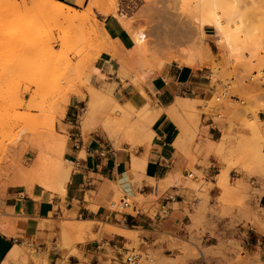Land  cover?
<instances>
[{
    "label": "rangeland",
    "instance_id": "374dc122",
    "mask_svg": "<svg viewBox=\"0 0 264 264\" xmlns=\"http://www.w3.org/2000/svg\"><path fill=\"white\" fill-rule=\"evenodd\" d=\"M19 1L25 2L26 0ZM100 1L104 8L101 6L99 10H93L92 12L89 11L88 6H84L83 2L78 4L77 12L83 16L87 15L86 18H88V23L87 21L85 22L87 29L85 30V27V31L82 29V31L78 30L81 33L83 32L80 34L82 35L81 39L78 37L75 40L74 38L72 39L73 41H76V39L77 41L79 39L82 40H79L80 42L76 41L77 44L75 42L80 47H76V45L73 47V45H67L66 43L63 45V43L54 40V42L52 41L53 43L51 42L52 47L49 46L50 48L45 47L44 49L41 45L43 49L35 50L36 52H32L30 49L32 54L25 55L20 52V49H23V53L25 52L24 48H22L25 42L32 39L33 36L39 38L40 41L43 39L42 41L44 42L50 35V27L41 25L31 35L22 36V39H20L22 40V45L20 41L19 45L18 43L16 44L18 49H20L13 51V49L17 48L16 45L14 44L15 47H13V45L6 43V40L3 42L2 39H4L3 36L6 37L7 33L13 32L15 27L10 24L4 25L0 23V188L2 191L13 185L29 188L36 185L48 192L51 198L57 195L55 193L60 190L55 179L56 164L64 158L71 160L67 153L71 143L78 136H82L86 140L89 134L99 131L102 133V141H104L106 151L118 153L123 151L124 146H130L126 152L130 162V158L132 160L136 156L135 151L139 144L125 139L123 135L117 141L110 139L103 131V125L96 123L103 120L104 114L102 111H99L98 113L100 114H96L94 118H97L92 121V132H89V130L82 133L81 122L87 109L89 89L91 86L95 88L110 86L112 88V96L121 104L139 96L140 91H142L152 103L149 94L146 92V83L149 79L145 80L144 83L142 79L147 70L152 69L155 66V62L162 58L164 53L169 52L170 49L173 51L186 50L194 43L193 40L196 39L195 32L192 30L193 26L190 25L192 22L190 21H192L191 17L196 8L195 2L197 0H193L194 2L192 0ZM102 10H105L106 13L103 12L105 15ZM249 13L251 15L252 12ZM110 17L118 21V25H115V27L120 32L117 35L105 23V20ZM253 18L250 20L252 21ZM123 20H127L132 27L134 26V33L144 32L151 41L147 54L142 59L139 58L128 70L131 78L139 80L140 88L133 86L131 79L120 77L117 73L119 69L118 61L106 55V51L101 52L99 50L105 49L101 47V44L108 37L112 40L110 41L112 44H110L109 40L107 43L105 42L107 44L106 49H112V46L115 45L113 42L118 44L116 46H119L118 49L114 46L116 47L115 49L122 53L125 51V55H128V52L134 49V41L131 39L133 34L131 35L125 26L123 27L124 24L121 22ZM66 26H68L69 30L72 29L73 33L77 31L76 25L65 24L63 28ZM85 32L89 35L91 34L95 39L92 36H89L90 38L92 37V41L90 38L87 39L88 34L86 35ZM166 33H168L170 39H182L178 43H173L171 47L161 45L160 43L164 40ZM105 36L108 37L105 38ZM206 38L210 52L201 50L203 54L201 51L200 54L198 53L200 56L196 54L198 56L193 59L197 63L195 61L191 69L204 76L203 82L205 85L202 87L207 97L195 102L196 109L197 106L199 109L195 111L197 114L194 112V116L192 115L191 117L189 113L192 114V112L183 111L180 117L187 125V144L195 146L199 153L206 147L215 148V143L208 135V128L203 127V116H206L207 119L212 118L216 122L229 119L232 130H237V134L224 137L219 142V145L216 146V153L226 166L225 170H229L228 187L225 191L220 189L221 195L215 199L214 232L210 233L204 224L199 223L195 228L196 232H198L197 236L192 237L190 240L178 237L168 238V241L172 243L171 249L174 254L166 255L163 251L153 250L144 252L140 250L141 241L138 239L137 234H135L136 237L134 239H129L130 243L127 248L131 252L134 251L135 254L141 255L140 264H264V233L259 227L251 223L255 215L264 216V206L261 205V199L264 197V79L260 78L259 72L262 71L264 62H262L263 64H261V61L260 63L259 61L254 62L253 58H250L253 64L250 63L249 58H247L248 63L245 59L246 65H244V62L242 64L241 60L238 62L236 60H233L234 62L229 61L225 57L224 47L222 45L219 46L220 43L212 30L207 29ZM96 39L98 42H96ZM100 39L104 41L102 42ZM90 42L100 45L95 46L92 43L90 44ZM102 46H105V44ZM41 47L39 46V48ZM91 53L93 57L92 55L90 57ZM263 53L264 46L259 58L261 56L264 58ZM242 60L244 61V59ZM247 64H252L250 69ZM256 65L260 66L259 70ZM170 66L180 67L177 62L172 61L167 63L163 72L159 75H163ZM95 69H98L99 72L93 74ZM256 73L257 76L255 77ZM72 90L79 91L80 96H72L71 98H78L83 103L80 105L76 115H66L68 106H65L64 99L68 97V94L72 93ZM185 98H192V95L187 94ZM138 121L137 118H132L133 124L142 127ZM94 122L96 124L95 127ZM259 123L261 124L259 125ZM260 134L262 135L260 136ZM53 139L66 140V147L60 150V152L62 151L61 153L59 150H57L58 153L52 150L54 144L50 143H52ZM212 143L214 144L212 145ZM242 150L243 152H241ZM55 156L59 157L56 158ZM85 157L86 153L85 149H83L79 159H85ZM110 157L115 159L114 155L110 154ZM258 164L259 167H257ZM33 169L39 170L36 177L30 174ZM73 170L74 164L70 166L71 174ZM232 171L242 174L243 178L239 180L232 179L230 177ZM192 172L194 176L191 181L196 180L197 185L195 187L201 192H205L211 187L205 177L194 170ZM258 172L260 173L258 174ZM25 173L30 176H26ZM144 176L145 172L143 170L135 173L132 179L133 185L138 184L140 186ZM25 177L30 179H25ZM109 178L113 180L111 176ZM252 180L255 181L253 185L251 184ZM108 194L110 196L107 204L109 210L134 215V210L142 206L143 197L120 192L117 196L118 203L123 200L129 204V208H124L123 204H120V208L113 193ZM201 197L202 195L199 196V198ZM261 218L264 219V217ZM9 221L13 220L5 217L0 209L1 232L5 233L8 229L12 231L15 228V225H10ZM76 221L75 216L66 213L62 219V226L73 224ZM203 221L205 222L206 220ZM93 224L94 227L102 229V225H98L95 222L87 223L89 226ZM94 230L95 228L84 239L79 238V236H73L72 246L79 242L85 243L90 239H99L100 234L94 235ZM208 233L215 241L208 243V245H203L202 239ZM57 248L60 250L65 248V246L60 243ZM28 255L31 256L30 258L33 261L41 258V254H37L34 250Z\"/></svg>",
    "mask_w": 264,
    "mask_h": 264
},
{
    "label": "crops",
    "instance_id": "0c3cea01",
    "mask_svg": "<svg viewBox=\"0 0 264 264\" xmlns=\"http://www.w3.org/2000/svg\"><path fill=\"white\" fill-rule=\"evenodd\" d=\"M54 1L76 10L79 8L78 0ZM89 2L85 0L84 6L87 7ZM105 23L116 35L119 34L115 27L118 25L116 19L110 17ZM165 66L146 83L152 106L165 112L162 111L151 126V142L138 146L136 156L132 160L130 158V162L126 154L130 148L128 145L118 153L106 151L100 155L104 141L99 131L89 134L86 140L78 136L71 143L67 155L71 157L74 170L70 181L65 184V192L57 191V195L51 198L48 192L36 185L30 188L13 185L5 191L0 188V209L5 217L13 220L9 221L10 225H15L12 231H0V264H125L124 260L131 252L127 245L129 239L136 237L135 234L141 241L140 250L163 251L172 255L174 251L168 238L190 240L197 236L195 228L199 223L204 224L210 233L214 232L215 199L223 190L219 186L220 176L227 171L229 177V170H225L226 166L216 153V146L224 137L237 134V130H232L229 119L216 122L203 116V127L208 128L215 148L206 147L199 153L195 146H189L187 125L181 120L182 115H167L166 110L178 97L185 98L187 94L192 95L187 99L195 102L203 97L205 99L207 96L202 87L205 85L204 76L178 66H170L163 75H159ZM131 100L141 107L147 99L140 94L122 105ZM195 102L196 111L198 106L196 109ZM82 103L78 98H71L66 115H76ZM83 149L86 157L80 160ZM135 158L138 163H144L142 169L134 167ZM140 170L145 172V176L140 186L133 185V175ZM193 170L211 184L205 192L195 187L196 180L191 181ZM230 177L239 180L243 175L232 171ZM120 192L143 197L142 206L136 209L134 215L107 208L110 200L108 193H113L117 201ZM120 204L123 203L117 201L119 207ZM261 205L264 206V197ZM66 213L75 216L76 222H95L102 225V229L93 224L83 232L75 230L65 237L62 219ZM93 228L94 235L100 234L99 239L72 246L73 236L84 239ZM123 231L131 233L125 236L121 233ZM214 241L208 233L203 237L202 244ZM60 243L65 248L59 250L57 245ZM16 247L19 249L18 256L9 258ZM32 250L41 254V258L33 261L28 255Z\"/></svg>",
    "mask_w": 264,
    "mask_h": 264
},
{
    "label": "bare ground",
    "instance_id": "6f19581e",
    "mask_svg": "<svg viewBox=\"0 0 264 264\" xmlns=\"http://www.w3.org/2000/svg\"><path fill=\"white\" fill-rule=\"evenodd\" d=\"M83 1L84 0H78L77 3L81 4ZM101 6L103 7L102 2L100 0H91L89 5H88V9L90 12H92L93 10H99L101 8ZM195 7L196 8H195L194 12L192 13L193 16L191 17L192 21H190V22H192V23H190V25L193 26L192 30H194V32H195L194 35H196V39L193 40L194 43L192 45L190 44L191 46L186 50L185 49L184 50L178 49L179 51H173L170 49L169 52L164 53V56L155 62V66L153 65L154 67L152 69L150 68L147 70V72L145 73V75L142 78L144 80L143 83L145 82V80L152 78L157 73H160L161 70L163 69V67L165 66V64L170 63L172 61L177 62L180 65V67H182V68L185 67V68L191 69V67L193 66V64L196 61V60L194 61V59H193L196 56V54H198V53L200 54L201 50H205L206 52L209 51L207 38H206L207 29L212 30L213 34L216 35V38H217L218 42L220 43L219 46L222 45L224 47L223 49H225V57L227 58V60L232 61V62H234L233 60H236L237 62L239 60H241L240 62L242 64L244 62V65H246L245 59L247 62V58H249V60H250V58L251 59L253 58L254 62L259 61V63H260V61H261V64H263L262 62H264L263 61L264 58H262V56H261L260 58H262V59H260L259 55H260L261 50L263 49V46H264V0H197V2H195ZM103 12L106 13L105 10L104 11L102 10V13ZM249 12H252L251 15ZM108 14H106V15H108ZM86 17H87V15L86 16L85 15L83 16L82 14L80 15V13H78L77 10L73 9L72 7H70L64 3L54 1V0H26L25 2H20L19 0H0V23H2L4 25L10 24V25H13L15 27V30L13 32L7 33L6 37L3 36V38H4V39H2L3 42H4V40H6V43L11 44V46L13 45V47H15L14 44L16 45L18 43V45H19L20 44L19 41L20 42L22 41V40H20V39H22V36L31 35L41 25H48L50 27V35L51 36L49 35V37H50V38L48 37L49 40L46 39L43 42L42 41L43 39H41V41H40L39 38L33 36L32 39L25 42V45L22 46V48H24V50H25L24 53L22 51L23 49L19 48L20 52L22 54H25V55H31L32 52H34L35 50L37 51L38 49L39 50L43 49L41 47V45L44 47V49H45V47L50 48L49 46H51V44L54 42V40L63 43V45H65L64 43H66L67 45L71 44V46L73 45V47H75L77 42L82 41V40H80L82 37V35H80V34H82L83 32L81 33L80 31L84 30V28L86 27L85 22L88 20V18H86ZM251 18H253L252 21L250 20ZM256 19H258V21H256ZM255 21H256V24H255ZM121 22H123V24H124V25L122 24L123 27L125 26V28L131 33V35L133 34V38H131V39L134 41V49H132L130 52H128V55L127 54L125 55V53H124L125 51L122 53V52H119L116 50V49H118L119 46H116L118 44H116L114 42H113V44H115L114 46H116L117 48L112 46L114 49L113 48L112 49H110V48L106 49L107 41L108 40H109V42L112 41L108 36H105V38H107V37L109 38V39L107 38V40H105L106 43L103 42L104 40L102 41L100 39L103 42L101 44V47L102 48L104 47L106 50L104 48H103L104 50H101L99 48H97V49H99L101 52L106 51V55L110 56L112 59L117 60L119 63V69L117 71L118 75L120 77H125V78L131 79L132 85L135 86L136 88H140L139 83H138L139 80L138 79L135 80V79H133V77L131 78V76L128 73L130 71H128V70L131 68L130 66L132 64H134L135 62H137V60H139V58L142 59V57H144L145 54H147L148 46H149V44H151V41L149 40L148 36L144 32L134 33L133 32L134 26L132 27V25H130L131 23L128 22L127 20H123ZM87 23H88V21H87ZM65 24L70 25V26L76 25V27H77L76 32L77 33L76 32L73 33V31H71L72 30L71 27H70L71 30H69L68 26L63 28V26ZM191 26H190V28H191ZM79 29H80V31H78ZM86 29H87V27L85 28V30ZM90 29H91V27H90ZM153 32H155V31H153ZM87 34L88 33H86V35ZM98 34H100V33H98ZM104 34H105V31H104ZM104 34H103V36H104ZM166 34L167 35H165L164 40L160 44L165 45L167 47L173 46V43L174 44L178 43L180 41V39H182V38H180L179 40H175V39L173 40V39L169 38L168 33H166ZM77 35H79V36H77ZM89 36H92V35L88 34L86 38L87 39L90 38ZM95 36H96V34H95ZM76 37L80 38L79 39L80 41L79 40L77 41V39H76L77 42L72 40L73 38L75 40ZM100 37H102V36H100ZM93 38L95 39V37H93ZM71 40L73 43L70 42ZM100 40H99V42H101ZM91 41H92V39H91ZM75 42H76V44H75ZM96 42H98L97 39H96ZM6 43H4V45H6ZM91 43L92 42H90V44ZM92 44H94V43H92ZM104 44H105V46H102ZM110 44H112V43L110 42ZM21 45H22V42H21ZM97 45H95V46H97ZM39 46L41 48H39ZM13 47H12V49H13ZM16 47H17V45H16ZM76 47H80V45L79 46L76 45ZM122 48H123V46H122ZM16 49L19 50L17 47L15 49H13V51L14 50L16 51ZM30 49L32 50V52ZM94 49L96 50L95 47H94ZM27 51H29V52L27 53ZM206 52H205V54H206ZM126 53H127V51H126ZM201 53H202V51H201ZM91 55H92V53L90 54V57H91ZM263 55H264V53H263ZM92 57H93V55H92ZM242 59H244V61ZM250 61H251L250 63L253 64L252 60H250ZM70 63H72V62H70ZM196 63H197V61H196ZM249 64H247V66L250 69L251 68L250 66L252 64L251 65H249ZM76 66H77V63H76ZM247 66H245V67H247ZM256 66H255V68H256ZM258 66H257V69L259 70L261 65L259 66V68H258ZM74 68H75V66H74ZM237 68H239V67H237ZM263 68H264V65L262 66L261 70H263ZM97 72H99L98 69L93 70V74L94 73L96 74ZM240 72H241V70H240ZM259 72H261V71H259ZM240 75H241V73H240ZM245 77H247V76H245ZM140 94L144 99H147L146 103L143 106L139 107L138 104H136L134 100H131L128 103H126L125 105H122L112 96V88L110 86H101L100 88H95V87L91 86V88L89 89V94H88L89 100L87 102V109H86V112H85V114L82 118V122H81V128L83 130L82 133L84 131H89V130H90L89 132H92L91 131L93 128V125H92L93 122L92 121L97 118V117L94 118L95 115L100 114L98 112L102 111L104 114V117H102L103 120L101 122H96V123H98V125H101V126L103 125L102 126L103 131L108 135V137L110 139L117 141V140H119V137L121 135H123V137L127 140L137 141L139 146H141L143 144L150 143L152 140V135H153V133L151 131V126L154 124L153 122L157 120L156 118H159L158 115L161 114V112L163 110L155 109L152 106L150 99L146 96V94L144 92L140 91ZM72 96H76V97L80 96L79 91L76 92V91L72 90V93L68 94V97H65L66 99H64V103H65L66 107L69 105L70 99ZM51 100H52V97H51ZM194 102H195L194 100L178 97L176 99V101L174 102V104L166 110V113H167V115H181L183 111L184 112L189 111V112H192V114L188 112L192 117L193 113L195 112V107L193 105ZM263 109H264V107H263ZM259 110H261V109H259ZM163 112H165V111H163ZM132 118L133 119L137 118L139 121H142V123H140V124H142L141 125L142 127H138V125L133 124ZM139 121H138V123H139ZM256 123H258V122H256ZM260 124L261 123H259V125ZM95 125L96 124L94 122V127H95ZM257 129H258V127H257ZM261 135L262 134H260V136ZM50 144H54L52 150L54 152L58 153L57 150H59V152H60V150H62L66 147V140L65 139H62V140L61 139L60 140H54L53 139L52 143H50ZM212 145H213V143H212ZM247 145L250 146L249 144H247ZM241 152H243V150ZM53 155H55V154H53ZM57 157H59V156H57ZM263 162H264V160H263ZM134 163H135L134 164L135 168L142 169L144 167V163L143 164L141 162L138 163L136 158L134 159ZM71 165H72V162L70 160L64 158L59 163H57L55 166V174H56L55 179L57 180L58 188H59L60 192H65V189H64L65 184L70 181V177H71L70 166ZM263 166H264V164H263ZM257 167H259V164ZM37 173H39V170H37V169H33L32 172L30 171L31 176L35 175L34 177H36ZM259 173L260 172H258V174ZM28 175L26 174V176H28ZM26 178H29V177H25V179ZM228 183H229V177H228V172L226 171V172H223L220 176L219 186L223 189V191H225V190H227ZM256 193H257V191H256ZM255 197H256V195H255ZM130 209H131V207H130ZM132 209H133V207H132ZM127 211L129 213L128 209H127ZM258 216L255 215L253 218V221H251V223L255 224V226L259 227V229L264 233V219L261 218L264 216H260V215H258ZM87 223H88L87 221L86 222L85 221H78V222H75L73 224H68L66 226L64 225L63 231H64L65 237H68L70 235V233L75 231V230L80 231V232L85 231V229H87L89 227V225H87ZM107 229H110V228H107ZM121 233L123 235L127 236L131 232L123 231ZM18 253H19V249L16 247L13 250V252L10 254L9 258L17 257Z\"/></svg>",
    "mask_w": 264,
    "mask_h": 264
},
{
    "label": "built area",
    "instance_id": "2783aa9c",
    "mask_svg": "<svg viewBox=\"0 0 264 264\" xmlns=\"http://www.w3.org/2000/svg\"><path fill=\"white\" fill-rule=\"evenodd\" d=\"M256 75H257V74H256ZM256 75H255V76H256ZM260 76H261V77H260L261 79H264V70H262V71L260 72ZM104 152H106V148H105V147L102 149L100 155H103ZM251 184H252V185L255 184V181L252 180ZM121 202L124 204V205H123L124 208H129V204H128V203L124 202L123 200H122ZM134 211L136 212V209H135ZM129 254H130V255H129ZM129 254L126 256V258H125V260H124V263H125V264H140L141 255H137V254H135L134 251L130 252Z\"/></svg>",
    "mask_w": 264,
    "mask_h": 264
}]
</instances>
